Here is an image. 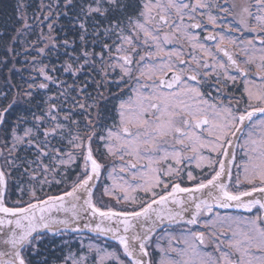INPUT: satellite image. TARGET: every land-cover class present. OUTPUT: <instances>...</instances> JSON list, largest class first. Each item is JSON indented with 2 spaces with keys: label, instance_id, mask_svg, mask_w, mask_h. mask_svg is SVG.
Here are the masks:
<instances>
[{
  "label": "snow or ice",
  "instance_id": "obj_1",
  "mask_svg": "<svg viewBox=\"0 0 264 264\" xmlns=\"http://www.w3.org/2000/svg\"><path fill=\"white\" fill-rule=\"evenodd\" d=\"M0 264H264V0H14Z\"/></svg>",
  "mask_w": 264,
  "mask_h": 264
},
{
  "label": "trees",
  "instance_id": "obj_2",
  "mask_svg": "<svg viewBox=\"0 0 264 264\" xmlns=\"http://www.w3.org/2000/svg\"><path fill=\"white\" fill-rule=\"evenodd\" d=\"M14 0H0V19H3L12 12ZM55 191V189H53Z\"/></svg>",
  "mask_w": 264,
  "mask_h": 264
},
{
  "label": "flooded vegetation",
  "instance_id": "obj_3",
  "mask_svg": "<svg viewBox=\"0 0 264 264\" xmlns=\"http://www.w3.org/2000/svg\"><path fill=\"white\" fill-rule=\"evenodd\" d=\"M207 33H202V35H206ZM209 44V46H211V44L213 42H207ZM110 181H105V183L109 184ZM222 215L223 214H230V215H239L242 214V210H237V209H219L218 210Z\"/></svg>",
  "mask_w": 264,
  "mask_h": 264
},
{
  "label": "rangeland",
  "instance_id": "obj_4",
  "mask_svg": "<svg viewBox=\"0 0 264 264\" xmlns=\"http://www.w3.org/2000/svg\"><path fill=\"white\" fill-rule=\"evenodd\" d=\"M109 184H111V181L109 182Z\"/></svg>",
  "mask_w": 264,
  "mask_h": 264
},
{
  "label": "water",
  "instance_id": "obj_5",
  "mask_svg": "<svg viewBox=\"0 0 264 264\" xmlns=\"http://www.w3.org/2000/svg\"><path fill=\"white\" fill-rule=\"evenodd\" d=\"M101 239H103V238H101ZM112 243H114V242H112Z\"/></svg>",
  "mask_w": 264,
  "mask_h": 264
}]
</instances>
